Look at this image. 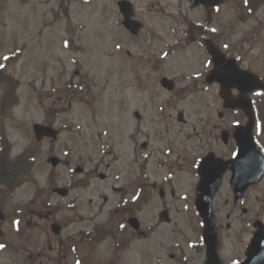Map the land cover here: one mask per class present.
Instances as JSON below:
<instances>
[{"label": "rangeland", "instance_id": "374dc122", "mask_svg": "<svg viewBox=\"0 0 264 264\" xmlns=\"http://www.w3.org/2000/svg\"><path fill=\"white\" fill-rule=\"evenodd\" d=\"M59 1L0 0V63H7L0 68V142L6 147L1 155L19 163V173L24 164L27 167V174L21 173L22 187L9 196V206L33 203L60 209L57 219L65 223L73 216L68 209L76 206V219L100 225L109 208L121 202L112 188L124 187L136 174L147 183L159 181L172 164L168 153L173 148L186 150L191 158L177 180L176 193L191 192L197 178L189 171L195 169L197 146L202 143L199 130L204 124L245 123L244 115L226 112L219 86L196 79L203 67L192 66L200 63L199 57L189 60L194 48L179 53L163 69L176 81L177 90L169 93L154 82L157 72L138 63L150 60L151 50L165 47L162 37L155 44L149 36L139 46L130 43L117 25L115 0H87L63 11ZM231 1L220 8V29L228 33L219 37L220 45L230 54H245L244 69L264 80V0L247 8L241 0ZM150 22L152 27L154 20ZM258 95L253 99L264 124V97ZM180 112L186 126H178ZM35 124L53 125L61 132L59 139L38 143ZM52 156L62 161L56 168L48 163ZM100 174L109 179H99ZM57 186L71 189L70 195H54L52 188ZM254 192L250 216L253 222H264V184ZM167 194L161 200L158 193L141 191L137 215L148 237L128 239L122 251H114L112 242L104 243L90 251L91 264L117 257L118 252L117 264H200L194 252L197 213L181 210L183 203L172 204L171 191ZM161 202L171 211L170 224L159 221ZM219 214L225 217L226 212ZM0 264L18 260L0 256Z\"/></svg>", "mask_w": 264, "mask_h": 264}, {"label": "flooded vegetation", "instance_id": "af4514ba", "mask_svg": "<svg viewBox=\"0 0 264 264\" xmlns=\"http://www.w3.org/2000/svg\"><path fill=\"white\" fill-rule=\"evenodd\" d=\"M86 1L60 0L59 8L61 11L67 10L75 3ZM123 1L133 4V7L128 5V8L130 7L132 20L135 22V32L129 31L125 26L126 14L119 5V2ZM220 1L221 5H219ZM227 1L115 0L117 25L120 31L128 36L129 42L132 41L137 46L148 36L153 44L161 41L159 36L165 40L166 45L159 52L156 49H154L155 51L150 49L153 52V57L150 60L138 61V63L146 64L143 67L148 70L153 69L152 73H158L154 77L156 79L154 82L160 84L164 79H174L166 76L163 69L179 53L194 48L190 51L189 60L194 61V57H199L200 63L194 62L192 66L198 69V64H200L203 67L197 70L199 74L196 75V79L204 85H209L208 77L219 63L212 55L214 50H221L225 53L227 60L236 61L241 68L243 67V58L246 56L240 53L230 54L224 45H220L219 37L222 38V35L228 34L226 31L222 33L219 23L220 8L226 5ZM236 2L239 0L231 1L232 4ZM244 2L245 0H241V3ZM247 4L250 6V0L244 3L246 8ZM152 19L154 24L150 27L149 22ZM248 20L247 12L244 11L243 21L247 22ZM78 27L81 26L78 25ZM156 29H161L163 33L155 31ZM121 54L122 57L125 56L123 53ZM127 56H132V53L128 51ZM160 69L161 72L163 71L162 73H160ZM147 78L151 79L150 74L147 75ZM176 90L177 85L173 92ZM234 94L237 96V91ZM259 110L260 107L255 105L257 120ZM177 115L179 118L180 114ZM237 126L242 125L241 123H231L224 127L219 124H204L199 130V138L202 143L197 146L195 169L189 171L191 174L193 172L197 178L196 185L193 186L191 192L176 193L177 180L180 179V174L184 173L183 170L187 169V159L189 157V163L190 155H187V151L181 148L170 149L171 153L169 152L168 155L172 157V164L169 166V171L159 177V181H150L149 184L136 174L133 181L126 183V187L112 188L115 194L121 195V202L113 204L109 208L104 222L94 226L88 225L89 220L81 222L76 219V206L68 209L69 214H73V216L68 219L67 223L57 219L60 209L48 206L44 208L43 205L39 206L33 203L16 206L13 207L14 209L9 206V196L14 189H19L21 181L17 176L18 173H12L9 157L1 155L6 147L0 142V245L3 246L0 247V256L2 258L13 257L18 260V264H91L90 251L104 243L112 242L111 247L114 251L116 249L122 251L123 247H128V239L136 240L148 237L146 231L144 235H141L140 231H134L129 224V221L138 217L140 192L150 190L153 193H158L161 200H165L168 195L167 190H170L171 197H173L172 204L174 201L182 202L181 210L189 208L197 212L199 227L194 252L198 256L200 264H208L211 258L204 236L205 224L198 213L196 200L198 198L197 185L205 174H211L214 178L222 177L221 184L213 198L216 256H214L212 264H243L249 258L255 232L252 229L253 219L250 216L251 196L257 187L264 184V175L259 183L248 185L244 190L243 197L238 201L235 200L233 180L237 176L247 179L255 171L263 172L264 124L259 122L254 126L250 132V141L245 143L243 150H239V143L235 138ZM236 154H238V159ZM207 157L212 158V163H205L204 160ZM178 161L179 163H177ZM100 179L106 181L109 176L101 175ZM178 197L179 199H177ZM161 203L162 210L169 211L168 205L165 202ZM222 210L226 212L225 217H223L224 214H219ZM102 216H104V211H102ZM231 233L232 235H230ZM260 250L264 257V248H260ZM118 253L120 256V252ZM119 256L109 259L101 258L96 263L117 264ZM251 264H264V261Z\"/></svg>", "mask_w": 264, "mask_h": 264}, {"label": "water", "instance_id": "95a60500", "mask_svg": "<svg viewBox=\"0 0 264 264\" xmlns=\"http://www.w3.org/2000/svg\"><path fill=\"white\" fill-rule=\"evenodd\" d=\"M121 10L126 14V22L125 26L133 31L134 25H132L131 21V13H130V6L131 4L127 1H123L119 3ZM128 5L130 6L128 8ZM132 11V8H131ZM129 12V15H127ZM210 49V47H209ZM211 50V49H210ZM213 55L215 56L216 61H219V65L217 66V71L214 73V76L209 79V82L217 81L221 85V97L225 101V106L231 109L241 108L250 118V122L247 128H238V132L236 134L237 139L240 143L244 141L250 140V132L252 130L254 121H253V105L252 102L247 97L248 94L256 91V90H264V84L260 82V80L252 73L243 71L239 69L237 66H228L226 63H223L225 60L224 55L217 50L213 51ZM163 86L167 87L168 89H173V82L164 80ZM237 88L240 91V97L238 99H233L232 97V90ZM183 120V115H180V121ZM33 130L35 133V137L37 142H42L44 139H52L57 140L59 136V132L56 131L52 127L43 126L40 124H35L33 126ZM54 168L58 167L60 164V160L56 157H51L48 160ZM251 182H254L251 180ZM219 183L215 180H210L207 178L206 180L202 181L199 189V198H198V205L203 213V217L208 225L207 233L211 226V208H212V199L213 196L218 188ZM239 185V184H238ZM241 185V184H240ZM240 185L238 187V191H240ZM55 194L65 198L69 196V190L66 188H56L53 190ZM162 221H170L168 213H163L160 216ZM131 225L138 230L140 228V223L137 219H132L130 221ZM209 236V235H208ZM255 241L253 242L252 253L259 254L261 253L260 248H264V226L260 225L258 227V231L255 234ZM263 242V243H262ZM263 258V256L261 257Z\"/></svg>", "mask_w": 264, "mask_h": 264}, {"label": "trees", "instance_id": "16d2710c", "mask_svg": "<svg viewBox=\"0 0 264 264\" xmlns=\"http://www.w3.org/2000/svg\"><path fill=\"white\" fill-rule=\"evenodd\" d=\"M15 170H17V169H16V167L14 166L13 171H15Z\"/></svg>", "mask_w": 264, "mask_h": 264}, {"label": "snow or ice", "instance_id": "6c2138e0", "mask_svg": "<svg viewBox=\"0 0 264 264\" xmlns=\"http://www.w3.org/2000/svg\"><path fill=\"white\" fill-rule=\"evenodd\" d=\"M245 2H247V0H245ZM0 247H3L2 245H0Z\"/></svg>", "mask_w": 264, "mask_h": 264}]
</instances>
